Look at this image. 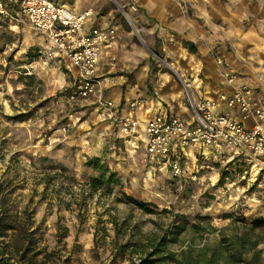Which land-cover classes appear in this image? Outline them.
<instances>
[{
  "label": "rangeland",
  "instance_id": "rangeland-1",
  "mask_svg": "<svg viewBox=\"0 0 264 264\" xmlns=\"http://www.w3.org/2000/svg\"><path fill=\"white\" fill-rule=\"evenodd\" d=\"M109 1L115 18H121L123 26L132 30L133 40L148 52L145 31L135 25L132 15L139 7L134 10L132 0ZM183 4L186 8L188 3ZM2 19L0 198L17 224H23L26 211L32 229L38 227L34 250L38 254L31 264H133L141 257L134 253V244L146 243V236L157 241L163 235L170 238L178 222L199 224L203 230L186 231L179 243H167L166 252H177L188 243L197 247L212 244L219 230L235 218L244 217L249 225L252 218L264 217V181L249 159L189 162V173L181 178L154 167L141 138L136 139L135 149L129 146L126 150L113 128L106 131L94 115L92 102L68 101L73 76L62 61L54 59L44 65L34 57L45 38L27 20L12 21L18 25L14 28L9 19ZM152 52L148 53L155 70L168 69L169 60L159 50ZM92 157L117 172L121 185L110 190L103 187L90 195L86 184L96 173L84 164ZM124 194L146 209L127 204ZM9 239L0 238V242ZM127 240L125 257L111 261ZM258 249H262L264 264V243ZM10 251L0 256V264Z\"/></svg>",
  "mask_w": 264,
  "mask_h": 264
},
{
  "label": "crops",
  "instance_id": "crops-1",
  "mask_svg": "<svg viewBox=\"0 0 264 264\" xmlns=\"http://www.w3.org/2000/svg\"><path fill=\"white\" fill-rule=\"evenodd\" d=\"M54 2L76 14L91 11L85 24L86 32L97 27H113L116 34L119 32L112 46L102 49L97 72L101 79V94L119 105L121 114L126 112L129 101L148 100L143 108L132 113L140 123V134L136 139H142L144 149L142 128L153 116L180 114L184 119H190L180 84L172 70L156 71L151 65L149 53L154 55L152 49L159 50L173 70L199 78L198 92L204 98L218 100L231 92V86L221 78L215 63L214 57L222 56L238 73L240 81L247 82L264 99V80L255 77L257 72L264 73V0H186V8L176 0H140L138 12L132 15L135 25L145 31L149 53L133 40L132 30L123 26L121 18H115L116 10L109 0ZM8 22L17 28L15 22ZM45 43L39 48L50 47L46 39ZM192 44L195 47L190 50ZM65 68L74 78L75 72L66 63ZM96 100L97 95H94L81 101L92 102L94 115L102 126L109 133L113 128L114 136L119 139L116 126ZM217 112L239 117L223 102L219 103ZM186 155L188 163L196 165L199 161L229 162L234 157L231 151L223 148L201 150L190 147L186 149Z\"/></svg>",
  "mask_w": 264,
  "mask_h": 264
},
{
  "label": "built area",
  "instance_id": "built-area-1",
  "mask_svg": "<svg viewBox=\"0 0 264 264\" xmlns=\"http://www.w3.org/2000/svg\"><path fill=\"white\" fill-rule=\"evenodd\" d=\"M140 0H132L137 10ZM183 5L185 0H176ZM123 14H127L123 11ZM91 11L74 13L54 0H0V17L10 21L27 20L36 33L43 36L50 47L36 50V57L44 64L57 59L65 61L75 72L68 101L86 100L97 95L98 106L109 115L117 128L119 139L125 149H135L140 134V123L132 113L148 100L140 98L126 104V112H119L120 106L101 94V79L98 66L102 49L111 47L116 40L113 27H97L85 31V24ZM127 19V18H126ZM129 21V20H128ZM216 66L231 92L218 100L200 96V79L184 72L172 70L178 80L190 119L180 114L158 113L144 122L143 134L146 157L154 167L165 168L174 178L187 175L188 160L186 149L223 148L234 155L229 162L249 159L252 169L264 181V99L260 93L245 81L222 56H215ZM257 80H264V73H255ZM234 110L239 117L217 112L219 103ZM238 157V158H235ZM240 157V158H239ZM190 175V174H189ZM195 179V175H190Z\"/></svg>",
  "mask_w": 264,
  "mask_h": 264
},
{
  "label": "trees",
  "instance_id": "trees-1",
  "mask_svg": "<svg viewBox=\"0 0 264 264\" xmlns=\"http://www.w3.org/2000/svg\"><path fill=\"white\" fill-rule=\"evenodd\" d=\"M84 165L96 173L86 184L90 195L103 187L110 190L113 186L121 185L122 179L117 172L102 164L98 157L89 158ZM124 199L127 204L132 203L140 209H146L144 204L130 196L124 194ZM3 204L4 198H0V238L8 236L10 239L8 242H0V256L5 255V251L9 249L12 251L7 253L4 264H31L33 257L38 254L34 253L38 227L32 229V220L26 211L25 220L20 226L13 215L7 214ZM188 230L200 233L203 228L199 224L188 225L184 220L173 226L170 238L163 235L157 241L146 236V243L141 244L140 241L134 244V253L141 257L139 262L133 264H262V249H258V246L264 243V217L252 218L249 225L244 217L233 219L228 227L219 230V238L212 244L197 247L188 243L185 247L180 246L177 252L165 251L167 243H179V237ZM116 236H119V232H116ZM128 241L121 246V252L112 254L111 261L125 257L129 247ZM137 247L140 250H137Z\"/></svg>",
  "mask_w": 264,
  "mask_h": 264
},
{
  "label": "bare ground",
  "instance_id": "bare-ground-1",
  "mask_svg": "<svg viewBox=\"0 0 264 264\" xmlns=\"http://www.w3.org/2000/svg\"><path fill=\"white\" fill-rule=\"evenodd\" d=\"M115 1H116V0H115ZM115 1H114V2H115ZM117 1H118V0H117ZM125 17H126L127 20H129V21L131 20L128 14H125ZM133 28L135 29V27H133ZM135 32H136V34L139 36V33H140V32H138L137 30H135ZM140 35H141V34H140ZM141 41H142V40H141ZM144 44H145V43H144ZM179 73H181V72H179Z\"/></svg>",
  "mask_w": 264,
  "mask_h": 264
},
{
  "label": "water",
  "instance_id": "water-1",
  "mask_svg": "<svg viewBox=\"0 0 264 264\" xmlns=\"http://www.w3.org/2000/svg\"><path fill=\"white\" fill-rule=\"evenodd\" d=\"M134 30H136V29H134ZM193 48H194L193 44H192V45H190V49L192 50Z\"/></svg>",
  "mask_w": 264,
  "mask_h": 264
}]
</instances>
